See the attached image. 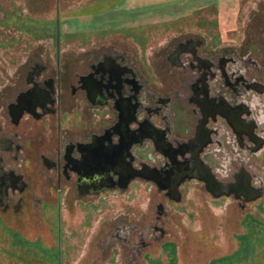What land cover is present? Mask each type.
Wrapping results in <instances>:
<instances>
[{
	"label": "flooded vegetation",
	"instance_id": "flooded-vegetation-1",
	"mask_svg": "<svg viewBox=\"0 0 264 264\" xmlns=\"http://www.w3.org/2000/svg\"><path fill=\"white\" fill-rule=\"evenodd\" d=\"M258 21L238 51H210L191 34L172 38L157 51L161 85L151 79L149 59L146 66L137 64L113 46L87 52L82 68L63 79L60 91L58 75L46 63L27 60L0 97L2 212H20L27 195L32 204L40 201L27 194L28 175L16 164L34 138L20 127L33 121H50L55 131L52 145L41 148V133L33 148L38 171L53 177L57 213L61 183L75 196L123 190L134 179L157 191L148 225L115 222L105 233L106 245L119 242L128 262L165 234L164 202L176 200L162 184L176 180L180 198L182 185L195 180L213 196L196 177L210 172L227 186L220 195L231 196L242 208L264 197V168L249 160L264 157V9ZM75 99L89 117L82 119L86 126L70 133L59 125ZM92 114H97L93 123ZM244 183L248 188L242 189Z\"/></svg>",
	"mask_w": 264,
	"mask_h": 264
},
{
	"label": "rangeland",
	"instance_id": "rangeland-1",
	"mask_svg": "<svg viewBox=\"0 0 264 264\" xmlns=\"http://www.w3.org/2000/svg\"><path fill=\"white\" fill-rule=\"evenodd\" d=\"M263 9L264 0H0V97L27 60L46 63L60 91L87 52L107 46L123 48L137 64L149 59L151 79L161 85L157 51L169 40L191 34L210 51H238ZM80 104L75 99L65 109L61 130L76 133L85 123L89 114L82 115ZM96 118L92 114L90 122ZM20 129L34 138L16 164L28 175L27 194L40 201L32 204L27 195L20 212L0 209V264H264V197L242 208L231 196H211L195 180L182 185L179 200L164 202L165 234L128 262L119 242L106 247L105 233L115 222L148 225L159 198L153 186L134 179L123 190L75 196L61 183L57 213L53 177L38 171L33 148L41 133V148L52 145L54 128L33 121ZM249 160L264 168V157Z\"/></svg>",
	"mask_w": 264,
	"mask_h": 264
},
{
	"label": "water",
	"instance_id": "water-1",
	"mask_svg": "<svg viewBox=\"0 0 264 264\" xmlns=\"http://www.w3.org/2000/svg\"><path fill=\"white\" fill-rule=\"evenodd\" d=\"M135 172H128V176L127 178L125 179V183L126 181L128 180L129 177L135 175L134 174ZM197 178L199 179H202V181L204 182V185H205V189L207 191H209L213 196H218L222 193H226L227 190V186L224 185V184H221L219 181H217L215 179V177L213 175H211L210 172H207L206 174L204 175H197L196 176ZM125 185V184H124ZM165 185L168 186V188L171 189V191H173L172 195H173V199L174 200H178L179 199V191L177 189V181L175 180L172 185H169V184H162V187H165ZM244 188H248V186L246 185V183H244V185H242V189ZM236 195V193H235ZM253 197L255 196V194H252Z\"/></svg>",
	"mask_w": 264,
	"mask_h": 264
}]
</instances>
